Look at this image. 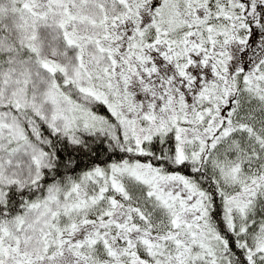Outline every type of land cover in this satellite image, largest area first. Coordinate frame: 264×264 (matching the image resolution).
Returning <instances> with one entry per match:
<instances>
[{
    "label": "rangeland",
    "instance_id": "374dc122",
    "mask_svg": "<svg viewBox=\"0 0 264 264\" xmlns=\"http://www.w3.org/2000/svg\"><path fill=\"white\" fill-rule=\"evenodd\" d=\"M141 5L0 0V203L4 185L34 186L49 165L33 115L73 141L101 128L119 147L129 135L136 151L172 134L176 160L202 161L224 194L226 226L250 264H264V83L236 97L203 49L159 45ZM208 211L204 191L180 173L110 164L1 216L0 264H234ZM131 224L155 235L141 244L137 232L134 253L121 246L124 233L109 234Z\"/></svg>",
    "mask_w": 264,
    "mask_h": 264
},
{
    "label": "flooded vegetation",
    "instance_id": "af4514ba",
    "mask_svg": "<svg viewBox=\"0 0 264 264\" xmlns=\"http://www.w3.org/2000/svg\"><path fill=\"white\" fill-rule=\"evenodd\" d=\"M141 4L142 25L149 33L153 28L159 45L203 49L224 88L236 97L254 94L255 88L247 86L264 83V0H141ZM129 227L127 232L117 228L112 237L124 233L123 244L126 241L134 253L137 232L143 234L141 244L150 235L138 226ZM113 240L106 242L111 250L116 246Z\"/></svg>",
    "mask_w": 264,
    "mask_h": 264
},
{
    "label": "trees",
    "instance_id": "16d2710c",
    "mask_svg": "<svg viewBox=\"0 0 264 264\" xmlns=\"http://www.w3.org/2000/svg\"><path fill=\"white\" fill-rule=\"evenodd\" d=\"M23 47L18 46L16 49L20 56H24L25 52L28 53V49H26L28 47H25V50ZM56 79L60 87L68 91L67 94L76 98L74 87L70 83L68 84L69 81L63 82L64 78L58 73ZM98 102L95 103L94 101L92 106L94 109L99 108L100 103L103 104V102ZM100 111L107 114L104 105H101ZM28 114L31 116L30 111ZM41 118L39 115H33L37 127V136L45 141V143L39 142V144L48 155L49 165L41 170L40 177L34 186L30 184L18 188L15 183L9 186L4 185V201L0 203V217L19 212L57 181L60 184H65L68 180H77L85 173L107 167L110 164L121 162L149 163L159 171L184 175L204 191L206 201L209 204V218L218 229L221 237L226 240L228 255L234 260V264H250L245 255L244 247L238 243L235 235L225 224L223 218L224 194L217 179L203 168L200 160L187 157L178 162L175 157V141L172 134L166 136L168 143H163L162 146L157 147L155 143H150V140L143 144L141 151H136L134 148L127 147L130 140L129 135L126 138H123L122 134L119 136L121 145L119 147L113 143L107 134L101 133V128L98 131L82 133L80 140L73 141L64 133L55 131ZM121 246L123 247V241ZM121 246L118 245V249ZM113 254L121 255L122 252L116 249Z\"/></svg>",
    "mask_w": 264,
    "mask_h": 264
},
{
    "label": "bare ground",
    "instance_id": "6f19581e",
    "mask_svg": "<svg viewBox=\"0 0 264 264\" xmlns=\"http://www.w3.org/2000/svg\"><path fill=\"white\" fill-rule=\"evenodd\" d=\"M33 239V238H32Z\"/></svg>",
    "mask_w": 264,
    "mask_h": 264
}]
</instances>
